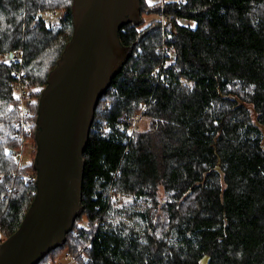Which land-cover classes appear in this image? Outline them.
Wrapping results in <instances>:
<instances>
[{"label": "trees", "instance_id": "trees-1", "mask_svg": "<svg viewBox=\"0 0 264 264\" xmlns=\"http://www.w3.org/2000/svg\"><path fill=\"white\" fill-rule=\"evenodd\" d=\"M72 6L0 0L6 238L37 190L30 167L15 156L23 140L14 134L28 112L15 87L21 81L39 89L36 126L48 76L73 36ZM141 6L142 15L156 17L142 30L143 16V25L119 32L133 54L96 107L83 154L82 214L66 242L38 264L64 249L74 264H264V0Z\"/></svg>", "mask_w": 264, "mask_h": 264}, {"label": "water", "instance_id": "water-1", "mask_svg": "<svg viewBox=\"0 0 264 264\" xmlns=\"http://www.w3.org/2000/svg\"><path fill=\"white\" fill-rule=\"evenodd\" d=\"M72 11L73 36L38 106L37 190L18 231L0 244V264H38L66 242L83 211V154L96 107L133 54L119 32L143 22L141 0H73Z\"/></svg>", "mask_w": 264, "mask_h": 264}, {"label": "rangeland", "instance_id": "rangeland-1", "mask_svg": "<svg viewBox=\"0 0 264 264\" xmlns=\"http://www.w3.org/2000/svg\"><path fill=\"white\" fill-rule=\"evenodd\" d=\"M148 4H154L156 3L157 1H159V3L161 5H164L166 4V2H169L170 0H146ZM176 1H179V0H176ZM145 19V23L146 24H142V29H144L148 24H150L153 19H155L156 15L155 14H151V15H142ZM48 18H51L50 15L47 16ZM143 19V18H142ZM158 21L161 22V24H163V28L165 29L166 27H164L166 23V19H165V16L162 14V15H159L158 16ZM0 60H2V56H0ZM15 92L16 94H20V93H24L25 96H24V101L22 103V100L21 98L18 96V98H20L21 100V103L25 106V110L28 111L29 113V120L30 122L33 124V122L31 121L32 119V116H33V112H32V107L35 103H37V100L35 98V95L36 93L38 94L39 93V89H37L36 87H32V86H26L24 85L23 83L20 84V85H16V89H15ZM27 118H22V121L23 122H28L29 121ZM146 123L145 119H143L141 125L143 123ZM145 123L143 124V126L145 125ZM36 127V126H35ZM35 129L36 128H33V135L28 139V140H23L22 141V146L20 149L16 150L15 152V156L17 157L16 153L20 150L22 152L20 158H18L19 162L21 163V166L24 165V167H30L29 169L26 170L29 171L27 173V176H29L30 178L33 176H35L36 178V175H35V172L31 171V169H34V161H35V157H36V154H37V145H36V139H35ZM19 130V129H18ZM20 133L21 135L23 136V133L21 131V127H20ZM85 223V222H84ZM83 224V223H82ZM8 238H6V234L5 233H2L1 231V228H0V241H3L5 242ZM74 258L73 254H71L70 252H68V250L64 249L62 252L59 253V255H57L56 257H51L50 259H48V264H69L72 259ZM74 264V263H72Z\"/></svg>", "mask_w": 264, "mask_h": 264}, {"label": "built area", "instance_id": "built-area-1", "mask_svg": "<svg viewBox=\"0 0 264 264\" xmlns=\"http://www.w3.org/2000/svg\"><path fill=\"white\" fill-rule=\"evenodd\" d=\"M53 14H54L53 12H49L48 13V15H50V16H52ZM14 58L16 60H20L21 59V56L19 54H16V55H14ZM15 75H18V74L16 73ZM20 84H22L21 81H19L17 83V86L20 85ZM15 89H16V87H15ZM18 96L21 98L22 103H23L25 94L24 93H20V94H18ZM22 114H23V117L24 118H27L29 120V113L28 112H23ZM131 126H132V129H130V131L133 132L136 129V127H137V121L132 122V125ZM20 127H21V131L23 133V136L20 133ZM34 127H35V125L32 124L30 122V120L28 122L21 121L20 122V125H18L19 130H18V132H16L14 134V136L16 138H20L21 140H28L33 135V128ZM36 145H37V143H36ZM21 154H22V152L20 150L16 153L17 157H19V158H20ZM75 262H76V258L74 256V258L72 259V261L69 264H72V263H75Z\"/></svg>", "mask_w": 264, "mask_h": 264}]
</instances>
